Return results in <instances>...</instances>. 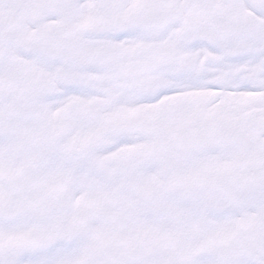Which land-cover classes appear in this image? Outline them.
Returning <instances> with one entry per match:
<instances>
[{
  "label": "snow or ice",
  "instance_id": "1",
  "mask_svg": "<svg viewBox=\"0 0 264 264\" xmlns=\"http://www.w3.org/2000/svg\"><path fill=\"white\" fill-rule=\"evenodd\" d=\"M0 264H264V0H0Z\"/></svg>",
  "mask_w": 264,
  "mask_h": 264
}]
</instances>
